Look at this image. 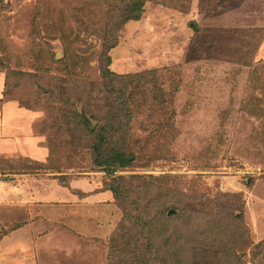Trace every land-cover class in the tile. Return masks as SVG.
Masks as SVG:
<instances>
[{"label":"rangeland","instance_id":"1","mask_svg":"<svg viewBox=\"0 0 264 264\" xmlns=\"http://www.w3.org/2000/svg\"><path fill=\"white\" fill-rule=\"evenodd\" d=\"M107 70L136 110L106 134L128 160L115 172L51 104L108 127ZM6 76L43 140L1 149L0 170L32 176H2L0 264H264V0H0Z\"/></svg>","mask_w":264,"mask_h":264},{"label":"trees","instance_id":"2","mask_svg":"<svg viewBox=\"0 0 264 264\" xmlns=\"http://www.w3.org/2000/svg\"><path fill=\"white\" fill-rule=\"evenodd\" d=\"M142 7L143 5L141 6V8ZM140 9H137L135 11H138ZM133 11H134L133 4L126 5V7L119 12V14H114L111 17L110 23L112 24L113 27H115V24L122 23L123 25H125L129 23L130 21L135 20V17H132ZM199 34L200 32L196 30V36ZM192 56L193 54L190 53L189 58L190 59L193 58ZM152 73L155 74V71H153ZM10 74H13V72H11ZM137 77L139 76H126L125 78L131 80V79H136ZM102 78L104 79L106 85L113 87V89H109L110 94L108 95L107 99L109 101H113L117 103V106H115L111 110V114L109 115V118L112 120V122L110 123L111 125H109L108 127L102 125L100 127L97 126L94 130H91L90 129L91 120L92 119L98 120V118L95 117L93 114H90L87 111L85 106L82 109H80L77 102H76L77 106L75 104H71V108L68 107L69 108L68 109L65 106H69L70 100L68 99L63 100V99H60V96H57L56 98L51 97V100H52L51 104H52V107L55 109V111L58 113V115L60 117L61 116L63 117L62 122L64 124L61 123L60 128H62V130H65V129L68 130L69 133L79 131L81 132L82 134L81 136L84 139L87 136L91 137L93 139L92 148L94 149V153L96 155V157L94 156V163H96L101 168L108 169V170L112 169L113 170L112 172H115L116 169H119L120 167H122V165L124 163H127L128 160L122 148L118 147L117 145L116 146L111 145L110 143H108L107 138L110 137L109 134L111 133L113 136L115 133L125 132L132 118L131 112L133 111L135 112L136 110H131L129 108V105H130L129 99L124 94H122V92H120V95H117L116 97L114 96L115 99L113 98L112 95H115L116 91L118 92V90L115 89L117 85L119 84V82H117V79H115L117 78L116 74L109 72L107 70L103 72ZM7 79H9V76L8 77L6 76V82L4 84V91H3V98L0 100V110L4 103L16 101V100L7 99V92H6L7 86H8ZM77 99L79 103L84 101L82 97H77ZM85 104H86V100L84 101L83 105ZM159 104H162V103L159 102ZM18 106L26 110H30V111L33 110V107L23 105L20 102H18ZM137 107L138 109L141 108V106H137ZM106 134H107V138H106ZM80 137L76 139L78 142H81ZM72 140L73 142H75L74 137H72ZM106 152H108L109 154ZM52 158H53L52 152L49 149L48 160L50 161L52 160ZM3 159H8V158H3ZM2 161H5V160H2ZM116 163H117V167L115 166ZM11 171L12 172L8 170L6 172L13 173L14 170L11 169ZM23 171L24 170H22V172ZM0 172H2V174H9V173H6L5 171L4 173L3 170H0ZM14 172H15L14 174H23L22 172H17V171H14ZM133 203L135 204L134 201ZM167 212H168V209L163 207V208H160L157 213L160 215V217L165 218V215ZM126 213H130V211L126 210ZM17 228L19 227L17 226L13 230H16Z\"/></svg>","mask_w":264,"mask_h":264},{"label":"crops","instance_id":"3","mask_svg":"<svg viewBox=\"0 0 264 264\" xmlns=\"http://www.w3.org/2000/svg\"><path fill=\"white\" fill-rule=\"evenodd\" d=\"M4 80H0V100L3 98L4 91ZM30 110L20 108L16 103L9 102L4 103L0 110V157H11L8 155H3L1 149H10V152L15 153L16 157L21 156L24 152L33 153L35 150H39L40 143L43 140V137H35L33 133V128L31 121L36 117ZM18 122V126H12L10 122ZM11 125V126H10ZM20 139V140H19ZM46 140V139H45ZM8 147V148H7ZM45 149V148H44ZM47 160L49 157V148L45 149ZM18 154V155H17ZM20 154V155H19ZM2 174V172H0ZM0 174V198H2L1 193H5L10 189L8 187V176L14 178H19L14 181L22 183L24 179H21L25 176H32V174ZM4 176L5 178H2ZM4 183V185H2ZM19 183V184H20ZM32 183V182H31ZM4 191V192H2ZM49 194V193H48ZM32 195V192H31ZM25 261H30L29 259H24Z\"/></svg>","mask_w":264,"mask_h":264}]
</instances>
